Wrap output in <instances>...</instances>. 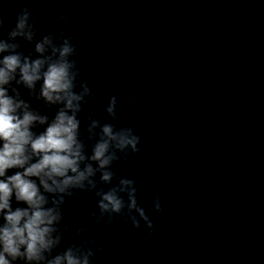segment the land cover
Returning <instances> with one entry per match:
<instances>
[{
	"label": "clouds",
	"instance_id": "1",
	"mask_svg": "<svg viewBox=\"0 0 264 264\" xmlns=\"http://www.w3.org/2000/svg\"><path fill=\"white\" fill-rule=\"evenodd\" d=\"M35 3L14 20L0 10V264H102L101 230L156 231L136 179L123 174L142 136L120 122L116 94L105 100L90 85L100 65L94 51L81 63L71 13L60 10L42 33L49 21ZM151 203L163 216L159 193Z\"/></svg>",
	"mask_w": 264,
	"mask_h": 264
},
{
	"label": "water",
	"instance_id": "2",
	"mask_svg": "<svg viewBox=\"0 0 264 264\" xmlns=\"http://www.w3.org/2000/svg\"><path fill=\"white\" fill-rule=\"evenodd\" d=\"M209 264H264V165Z\"/></svg>",
	"mask_w": 264,
	"mask_h": 264
}]
</instances>
